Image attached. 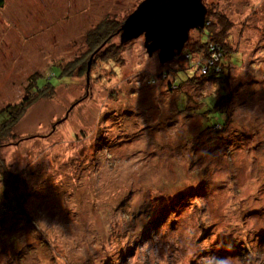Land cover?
<instances>
[{
	"label": "rangeland",
	"instance_id": "1",
	"mask_svg": "<svg viewBox=\"0 0 264 264\" xmlns=\"http://www.w3.org/2000/svg\"><path fill=\"white\" fill-rule=\"evenodd\" d=\"M142 1L6 0L0 110L33 94L37 76L59 84L55 67L86 52V33L106 18L123 23ZM202 2L231 24L233 64L221 58L228 140L201 129L203 97L216 86L187 88L189 109L179 112L184 87L165 83L177 57L161 64L142 36L121 43L118 34L108 46L122 47L121 63L89 61L82 74L98 66L99 81L75 71L2 140L0 169L24 178L34 225L7 215L0 264H264V0Z\"/></svg>",
	"mask_w": 264,
	"mask_h": 264
},
{
	"label": "trees",
	"instance_id": "2",
	"mask_svg": "<svg viewBox=\"0 0 264 264\" xmlns=\"http://www.w3.org/2000/svg\"><path fill=\"white\" fill-rule=\"evenodd\" d=\"M5 1L0 0V11ZM206 10L205 26L199 31V42L193 45L192 51H185L184 49L183 51L185 52H182L177 57L179 60L178 64H181V67L168 69L170 75H173V77L171 82L166 81L165 83L169 87V91L172 88L181 89L184 87V92L182 93L180 91L177 110L179 112L184 111L185 113L188 112L187 108L189 109L190 101V94L186 96L187 93L185 90L187 88H201L206 85L216 86V95L203 97L202 101H207L208 106L206 110H202V112H206V115L201 129L207 135L212 136V138L217 139L221 143L228 140L223 134L225 131L222 133L220 131L225 130L229 123L227 122V107L223 104L225 100L229 99L226 90L228 86V75L225 73V59L223 60L221 58L224 55L232 63L231 58L234 57L235 53L231 52L229 46L225 43L227 34L231 29L230 21L226 16L216 11L208 9L207 7ZM212 17H215V19L212 20ZM122 24L106 18L88 31L84 38L87 47L86 52L79 58H76V60L68 62L64 67H55L57 68L58 74H54L53 76L59 80V84L62 80H65L64 78L74 76L73 73L75 71L80 76L79 78H86V81H88L89 73L87 74V78L82 74V71L85 68L86 73L89 61H91V65L93 63L96 64L95 61H97V64H101V66L102 64H106L111 68H113V64L121 63L122 60L120 59L119 52L122 47L119 44L118 46L113 44L108 46V44L118 37ZM201 49H205L206 51L203 56L200 54ZM193 56L195 58L201 57V59L195 60L193 58V62L189 61V64L186 66L187 69H185L186 67L183 68L184 65L180 63V60L188 61ZM106 65L104 67H107ZM96 68V72L91 74V79L93 80L89 79L91 82L99 81L102 78L100 72H97L98 66ZM168 74L166 72L162 75L159 74V79L162 77L163 79L167 78ZM59 84H52L50 79L37 76L29 86L30 90L28 92H33V94H27L18 104L8 105L0 110V144L3 139L12 138L13 129L27 110L36 104L38 100L50 98L52 91ZM222 100L224 101L222 102ZM25 184L24 178L20 174L10 172L6 168L0 169V226L6 223L7 215L10 213H16L21 221L24 220L27 224L34 225L30 214L26 210V199L29 198L24 199ZM30 196L31 193L29 194Z\"/></svg>",
	"mask_w": 264,
	"mask_h": 264
},
{
	"label": "water",
	"instance_id": "3",
	"mask_svg": "<svg viewBox=\"0 0 264 264\" xmlns=\"http://www.w3.org/2000/svg\"><path fill=\"white\" fill-rule=\"evenodd\" d=\"M206 14L202 0H143L120 27V41L142 36L147 56L167 63L181 54L190 31L204 28Z\"/></svg>",
	"mask_w": 264,
	"mask_h": 264
},
{
	"label": "built area",
	"instance_id": "4",
	"mask_svg": "<svg viewBox=\"0 0 264 264\" xmlns=\"http://www.w3.org/2000/svg\"><path fill=\"white\" fill-rule=\"evenodd\" d=\"M215 59V58H214Z\"/></svg>",
	"mask_w": 264,
	"mask_h": 264
}]
</instances>
